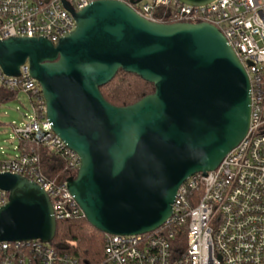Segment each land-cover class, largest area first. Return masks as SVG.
<instances>
[{"label":"water","instance_id":"1","mask_svg":"<svg viewBox=\"0 0 264 264\" xmlns=\"http://www.w3.org/2000/svg\"><path fill=\"white\" fill-rule=\"evenodd\" d=\"M70 12L75 28L56 45L44 38L0 41V69L18 77L27 64L40 86L53 134L80 159L66 187L87 223L104 235L152 233L170 219L180 187L214 171L246 136L248 76L209 24L152 23L111 0ZM119 70L154 92L128 107L110 105L99 89ZM0 190L8 193L0 243L50 244L56 220L47 194L11 174L0 175Z\"/></svg>","mask_w":264,"mask_h":264},{"label":"built area","instance_id":"2","mask_svg":"<svg viewBox=\"0 0 264 264\" xmlns=\"http://www.w3.org/2000/svg\"><path fill=\"white\" fill-rule=\"evenodd\" d=\"M101 0H0V41L44 38L56 45L72 32L77 13ZM130 6L159 24L205 23L217 28L242 64L250 82V120L244 139L206 176L189 178L178 190L170 219L158 230L138 236L105 235L101 264H264V0H215L189 6L178 0H111ZM70 10V11H69ZM0 89L28 96L32 115L13 127L18 141L34 143L65 162L77 174L80 159L53 134L45 102L28 65L18 77L0 69ZM0 159V175L24 177L48 196L57 221L83 217L66 181L44 175L40 157L18 150ZM194 195V197H191ZM8 193L0 190V207ZM193 205V206H192ZM84 218V217H83ZM185 224V246L172 241ZM0 264H80L40 241L0 243Z\"/></svg>","mask_w":264,"mask_h":264},{"label":"trees","instance_id":"3","mask_svg":"<svg viewBox=\"0 0 264 264\" xmlns=\"http://www.w3.org/2000/svg\"><path fill=\"white\" fill-rule=\"evenodd\" d=\"M99 90L107 103L122 108L131 106L151 95L154 92V87L136 75L119 70L113 80ZM15 97L16 94L0 89V102L10 101ZM18 150L37 153L40 157L41 169L49 179L56 178L64 182L74 179L76 176L75 173L67 172L65 162L61 158L42 146L19 141ZM184 231L185 224L177 228V233L172 241L175 253L181 252L185 246ZM104 239L105 235L94 229L81 216L72 220L57 221L55 237L50 245L61 254L73 257L80 264H101L104 261Z\"/></svg>","mask_w":264,"mask_h":264},{"label":"rangeland","instance_id":"4","mask_svg":"<svg viewBox=\"0 0 264 264\" xmlns=\"http://www.w3.org/2000/svg\"><path fill=\"white\" fill-rule=\"evenodd\" d=\"M32 115V107L27 95L16 94L13 100L0 102V159L15 156L19 141L13 127H19Z\"/></svg>","mask_w":264,"mask_h":264}]
</instances>
